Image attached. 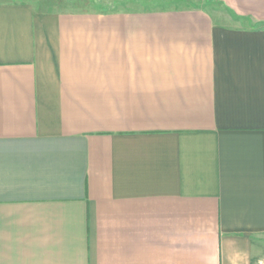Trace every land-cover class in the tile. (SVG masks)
Instances as JSON below:
<instances>
[{
  "label": "crops",
  "instance_id": "1",
  "mask_svg": "<svg viewBox=\"0 0 264 264\" xmlns=\"http://www.w3.org/2000/svg\"><path fill=\"white\" fill-rule=\"evenodd\" d=\"M0 0V264H264V0Z\"/></svg>",
  "mask_w": 264,
  "mask_h": 264
},
{
  "label": "rangeland",
  "instance_id": "2",
  "mask_svg": "<svg viewBox=\"0 0 264 264\" xmlns=\"http://www.w3.org/2000/svg\"><path fill=\"white\" fill-rule=\"evenodd\" d=\"M79 2L81 9H111L119 4L140 3V7L146 10H156L161 8H181L196 7L195 1L192 0H75Z\"/></svg>",
  "mask_w": 264,
  "mask_h": 264
}]
</instances>
